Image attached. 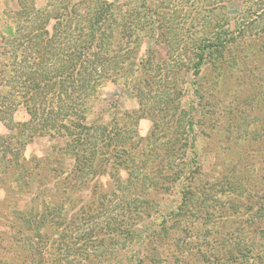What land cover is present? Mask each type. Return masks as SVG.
<instances>
[{"label":"rangeland","instance_id":"obj_1","mask_svg":"<svg viewBox=\"0 0 264 264\" xmlns=\"http://www.w3.org/2000/svg\"><path fill=\"white\" fill-rule=\"evenodd\" d=\"M65 1L0 0V70L5 64L15 68L21 65L20 50L16 47L25 44L31 27L45 23L46 15L53 16L45 26L49 32L55 22L54 8L62 7ZM197 1L192 13H196ZM107 2L124 9L121 0ZM24 4L27 9L22 7ZM240 11L241 4L237 1L227 5L231 17ZM22 12L27 18L22 17ZM263 21L264 10L258 14L255 25L245 32L244 42L239 41L238 49L241 46L243 52L253 54L243 64L227 68L218 77L211 70L200 72L197 79L191 74L185 77L187 83L182 86L179 107L192 117L193 130L186 140L188 143L193 140V147L181 150L176 144L175 148L182 154L186 172L175 183L163 184L166 192L150 190L141 197L150 201L144 214L146 217L150 213V217L145 219L143 227L158 233L161 262L173 257L175 264H264ZM134 46L124 43L125 48ZM137 47L140 58L147 55L144 52L149 47L155 51L154 57L163 53L161 44L147 36L140 38ZM15 48L17 60L13 55ZM17 79H11L6 87L0 74V97L7 98L6 106L12 103L15 107L12 123L0 121V264H68L69 261L82 264L87 261L74 262L75 258L66 254V246L76 243V235L90 230L93 239L101 243L102 238L108 240V233L115 234L118 223H124L120 222L121 216L125 217L121 206L122 184L114 183L108 168V173L81 185V179L71 169L73 159L65 151L67 138L25 128L29 116L17 98ZM197 81L201 98L194 92L198 89L194 84ZM94 96L93 120L108 123L115 118L118 126L126 124V128L136 121L138 136L144 140L150 136L153 115L147 109L140 111L138 100L121 82L100 85ZM147 103L153 104L152 99H147ZM159 149L156 146L157 152ZM140 153L139 146L135 154L139 160ZM161 159L163 155L155 158V167L161 164ZM191 169L193 175L188 176ZM126 176L125 170L119 175L122 179ZM52 208L57 210L56 216L52 215ZM85 210L89 218L83 217L80 223L81 212ZM174 210L175 215L169 216ZM166 219L167 237L159 229V223ZM119 239L110 248L107 244L88 248V255L95 257L124 247L116 255L115 263L129 264L127 258L136 256L141 246ZM150 248L155 249L156 255L158 249L153 245ZM143 249L145 252L147 247ZM245 253L247 258H242ZM89 260L91 263L87 264H111L108 259L97 263L92 257Z\"/></svg>","mask_w":264,"mask_h":264},{"label":"trees","instance_id":"obj_2","mask_svg":"<svg viewBox=\"0 0 264 264\" xmlns=\"http://www.w3.org/2000/svg\"><path fill=\"white\" fill-rule=\"evenodd\" d=\"M121 1L123 10L107 0L63 2L62 7L54 8L55 22L49 32L45 26L53 16L46 15L45 23L31 27L25 44L16 47L20 50L21 65L15 68L5 64L0 74L6 87L11 79L18 78L17 98L29 116L25 128L67 138L65 151L73 159L71 169L82 180L81 185L108 173V168L114 183L122 184L121 206L125 217L121 216L120 222L124 225L118 223L115 234L108 233V240L102 238V243L93 239L91 230L81 236L75 234L77 241L74 246H66V254L75 258L76 263L81 259L91 263L92 257L96 263L108 259L111 264H117L116 255L124 247L95 257L88 255L87 250L95 245H116L121 238L142 249L136 256L127 258L129 264H175L173 257L160 261L158 233L143 227L145 219L150 217V213L144 216L150 201L141 197L150 190L166 192L162 185L175 183L186 172L182 154L175 148L176 144L181 150L193 147V140L190 143L186 140L193 130L192 117L179 107L182 86L187 83L185 77L191 74L197 79L205 70L215 72L218 77L253 55L251 51L243 52L241 46L238 49V44L244 42L245 32L255 25L258 14L264 10V0H198L196 13L191 12L196 0ZM232 1L241 4V11L235 17L227 13V5ZM22 7L27 9V4ZM177 24L187 26L180 29ZM146 36L161 44L163 53L158 57L153 56L155 51L150 47L144 52L147 55L138 57L137 45ZM124 43L135 46L125 48ZM16 48L14 60L18 59ZM119 82L138 100L140 111L147 109L153 115V130L145 140L138 136L136 121L126 128V124L118 126L115 118L108 123L93 120L91 104L97 88ZM214 82L216 86L218 81ZM194 84L198 85L194 92L201 98L200 82ZM6 92L4 89L3 93ZM149 98L151 105L147 103ZM7 101L0 97V121L9 124L15 107L12 103L6 106ZM139 146L140 160L135 156ZM156 146L160 148L158 152ZM160 155L164 159L155 167V158ZM123 170L127 175L124 179L119 177ZM193 172L191 169L187 175L192 176ZM184 199L185 196L182 203ZM50 211L56 216L55 208ZM175 213L171 211L169 216ZM88 216L86 210L82 211L79 222ZM166 221L159 223V229L167 237ZM151 245L158 249L156 255ZM144 247H147L145 252ZM242 258H247V253Z\"/></svg>","mask_w":264,"mask_h":264}]
</instances>
